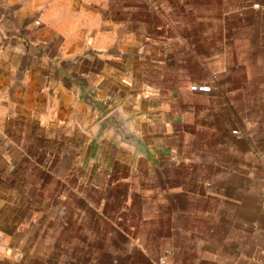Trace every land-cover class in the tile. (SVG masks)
Returning <instances> with one entry per match:
<instances>
[{"label": "crops", "instance_id": "0c3cea01", "mask_svg": "<svg viewBox=\"0 0 264 264\" xmlns=\"http://www.w3.org/2000/svg\"><path fill=\"white\" fill-rule=\"evenodd\" d=\"M0 264H264V0H0Z\"/></svg>", "mask_w": 264, "mask_h": 264}, {"label": "water", "instance_id": "95a60500", "mask_svg": "<svg viewBox=\"0 0 264 264\" xmlns=\"http://www.w3.org/2000/svg\"><path fill=\"white\" fill-rule=\"evenodd\" d=\"M133 119V116L125 115L117 108L111 110L95 123L92 142L97 141L104 134H110L135 151H144V143L132 126Z\"/></svg>", "mask_w": 264, "mask_h": 264}, {"label": "built area", "instance_id": "2783aa9c", "mask_svg": "<svg viewBox=\"0 0 264 264\" xmlns=\"http://www.w3.org/2000/svg\"><path fill=\"white\" fill-rule=\"evenodd\" d=\"M255 6L258 7L257 4H255ZM190 89L193 90V91L209 92L211 87L209 85L202 84V85H192L190 87ZM234 132L236 133V131H234Z\"/></svg>", "mask_w": 264, "mask_h": 264}]
</instances>
